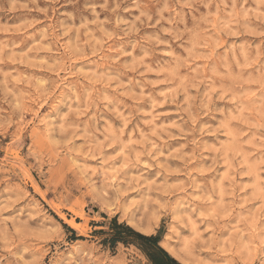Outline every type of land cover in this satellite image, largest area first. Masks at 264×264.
<instances>
[{
  "label": "rangeland",
  "instance_id": "1",
  "mask_svg": "<svg viewBox=\"0 0 264 264\" xmlns=\"http://www.w3.org/2000/svg\"><path fill=\"white\" fill-rule=\"evenodd\" d=\"M114 217L264 264V0H0V264H148Z\"/></svg>",
  "mask_w": 264,
  "mask_h": 264
},
{
  "label": "trees",
  "instance_id": "2",
  "mask_svg": "<svg viewBox=\"0 0 264 264\" xmlns=\"http://www.w3.org/2000/svg\"><path fill=\"white\" fill-rule=\"evenodd\" d=\"M63 226L75 236L76 232L74 229L66 223H63ZM97 232L107 234L102 240L103 245L107 247L115 248L119 244L136 246L145 254L148 264H184L160 244V236L144 234L127 222H119L117 217L111 220L108 231Z\"/></svg>",
  "mask_w": 264,
  "mask_h": 264
}]
</instances>
